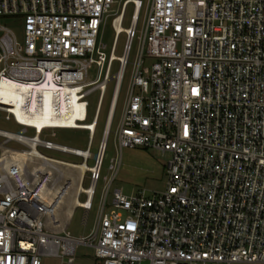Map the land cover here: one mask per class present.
<instances>
[{"label": "built area", "instance_id": "1", "mask_svg": "<svg viewBox=\"0 0 264 264\" xmlns=\"http://www.w3.org/2000/svg\"><path fill=\"white\" fill-rule=\"evenodd\" d=\"M0 0V17H22L25 40L0 27V87L26 84L75 95L77 127L17 122L19 133L0 130V264H43L52 257L74 264L78 246L95 251L96 264H264V0ZM133 6L129 28L126 13ZM142 29L138 36V25ZM111 19L115 41L107 57L102 29ZM125 35L122 56L117 40ZM132 63L120 124L117 157L88 237L73 238L61 209H94L108 139L119 105L132 45ZM155 60L144 72V59ZM119 70L113 75L114 64ZM98 75L91 80L89 68ZM55 89H50L51 81ZM115 81L97 154L91 149L108 85ZM47 83L48 88H41ZM37 86V87H36ZM137 89H140L137 94ZM100 91L88 123V96ZM34 130L33 136L26 133ZM89 133L83 151L42 138L45 131ZM17 142L25 149L7 147ZM171 154L165 192L108 197L124 149ZM40 149L82 159L56 160ZM36 150L37 154L31 153ZM28 153L24 161L13 153ZM94 161L93 166L89 162ZM89 177L88 188L83 186ZM77 194L79 206L70 200Z\"/></svg>", "mask_w": 264, "mask_h": 264}, {"label": "rangeland", "instance_id": "2", "mask_svg": "<svg viewBox=\"0 0 264 264\" xmlns=\"http://www.w3.org/2000/svg\"><path fill=\"white\" fill-rule=\"evenodd\" d=\"M123 0H116V5L113 7V11L116 12L119 10V3ZM148 2V0H145ZM133 13V6L130 5L125 21L123 23L124 28H129L131 23V16ZM144 17V12L142 14L141 21L138 25V36L140 30L142 29V19ZM0 27H6L10 29L16 36L18 42L21 45H24L25 40V24L24 19L22 17H0ZM2 32H0V36ZM101 41L106 46L104 52L106 53L107 57L110 56L114 41H115V31L111 26V19L108 20L106 26L102 29L101 32ZM126 42V37L123 34L117 40L115 55L122 56L124 51V45ZM139 52V38L137 37L132 45V51L130 53L129 61L130 65L127 68L125 74V81L121 90L119 105L117 108L116 115L114 117L113 122V133L111 134L110 138L108 139L107 143V150L103 161L102 166V179L97 186V196L94 203V209L90 213L88 217L87 224H84V216L85 211L82 209L76 210L69 226L67 227V231L73 238H82L88 237L95 226L96 218L98 214V205L100 203V199L104 193L105 182L104 178H110L111 171L109 167L111 165V161L117 157V150H116V141L114 132L118 125L120 124V120L123 114L124 108V100L126 96L127 87L131 77V70H132V63L137 59V55ZM155 63V60L145 58L144 59V67L143 71L150 72L152 65ZM119 70V64L116 62L113 67V75H115ZM89 73L91 75V80L94 81L98 75V69L96 66H91L89 68ZM48 81H51L48 78ZM115 87V81L108 85V90L104 97V102L102 106V111L100 114L98 128L94 137V143L92 146V153L97 154L100 142L102 141L103 131L106 124V119L108 116L110 103L112 100L113 92ZM41 88L46 89L48 88L47 83H45ZM50 89H55L54 83L51 81ZM140 89H137L136 93L138 94ZM100 91L96 90L92 92L87 101L90 104L89 107V117L88 123H91L97 109L98 101L100 98ZM0 130H5L12 133H19L22 128L18 126L13 119L6 120V114L0 112ZM56 136L53 137V131L47 130L42 135L43 139L53 141L59 145H64L70 148L79 149L85 151L88 148L89 144V133L86 131H75V130H55L54 131ZM28 136L34 135V130L29 129L26 133ZM3 142V139L0 138V144ZM8 148L14 150H23L25 149L23 146L18 145L16 143H10L7 145ZM40 151L48 157L54 158L56 160H62L65 162L70 163H81L82 159L78 157H74L67 154H62L55 151H47L42 150ZM1 154V148H0ZM172 156L169 153H162L161 151L154 150V149H146L142 147L137 148H127L122 151L121 155V167L119 173L111 187V191L108 197V209L111 210L110 204L112 203L113 199V192L115 190H122L123 194L126 196H133L139 195L141 193H145L147 196H153L154 194H161L166 191L168 186V175H167V168L168 163L171 160ZM94 161L89 162V166H93ZM90 185V179L87 177L84 180L83 186L88 188ZM80 200L82 202L85 201V196H81ZM75 263L74 264H96L95 258V251L91 247L87 246H78L75 254ZM43 264H61V260L48 257L43 259Z\"/></svg>", "mask_w": 264, "mask_h": 264}, {"label": "bare ground", "instance_id": "3", "mask_svg": "<svg viewBox=\"0 0 264 264\" xmlns=\"http://www.w3.org/2000/svg\"><path fill=\"white\" fill-rule=\"evenodd\" d=\"M28 86L5 82L0 87V105L10 109L18 123L39 129L51 124L77 127L75 120L81 116L79 104L75 95L67 96L70 93L68 89L64 98L66 112H61L59 104L63 99L59 91L35 90V87L28 88ZM36 154V150L31 153L32 156ZM28 155L30 154L23 151L13 153L16 160L22 161L27 160ZM70 200L79 206L83 204L78 201L77 194H71Z\"/></svg>", "mask_w": 264, "mask_h": 264}, {"label": "crops", "instance_id": "4", "mask_svg": "<svg viewBox=\"0 0 264 264\" xmlns=\"http://www.w3.org/2000/svg\"><path fill=\"white\" fill-rule=\"evenodd\" d=\"M1 131H5V130H1ZM8 132V131H7ZM1 138V137H0ZM2 139V138H1ZM4 141V140H3ZM10 143H16L18 145H20L17 142H10ZM73 210V211H72ZM78 210V209H76ZM76 210L74 209V206H68V208H62L61 209V215H62V219H63V227L62 228H66L69 226V223L71 222ZM72 211V212H71ZM68 212V213H67Z\"/></svg>", "mask_w": 264, "mask_h": 264}]
</instances>
